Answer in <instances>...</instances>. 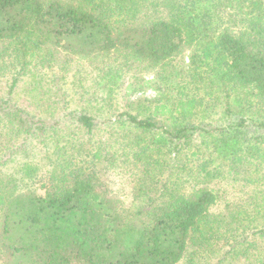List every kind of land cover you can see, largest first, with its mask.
<instances>
[{"label": "trees", "instance_id": "obj_1", "mask_svg": "<svg viewBox=\"0 0 264 264\" xmlns=\"http://www.w3.org/2000/svg\"><path fill=\"white\" fill-rule=\"evenodd\" d=\"M198 1L0 0V60L11 54H28L20 68L26 73V64L33 65L30 84L37 91L36 99L40 97L36 71L39 73L44 65L52 67L55 61L65 67L75 56H99L102 78L120 65L138 64L168 81H184V76L192 80L189 94L177 98L181 92L170 81L163 88L168 100L129 101V107L116 113L113 120L106 112L91 114L84 107L74 116L76 123L86 132L108 133L103 140H110L108 146L99 139L81 162L69 160L61 165L64 161L57 158V167H62L49 176L48 189L41 185L19 191L18 178L6 174L0 181V264H223L227 259L224 254H244L250 245H259L258 236L246 241V225L241 230L239 225L248 213L264 209V188L253 186L252 177L243 179L236 196L240 198L223 203L225 190L210 183L223 177L224 159L228 157L233 158L229 164L236 171V153L249 141L244 138L249 129L244 130L248 118L243 115L253 109L255 117H249L261 131L256 141L264 145V0H239L248 1L250 17L226 26L221 25L219 2L210 0L212 8L199 7L195 12L192 5ZM143 10L153 13L145 23L137 15ZM237 14L245 15V9ZM193 45L196 49L189 55V64L172 66ZM200 53H204L201 58ZM110 54L118 56L112 60ZM204 64H210L216 73L214 80L220 84L212 93L209 90L206 104L214 106L224 97L222 115L227 118L234 109L231 94L234 102L239 91L247 97L246 110L236 121L217 126L205 122L209 127L194 124L200 103V87L194 79ZM207 82L214 87L210 80ZM100 96H96L98 100L104 98ZM93 98L89 96L88 104ZM0 109L3 115H10L1 104ZM96 115H102V120L96 121ZM23 122L19 121L16 131L10 129L9 134L0 130L1 174L3 164L13 160L16 150L4 141L9 143L22 133L29 141L37 138L44 145L49 140L59 141L45 130L48 126H39L41 120L35 123L37 131L24 129ZM121 126L124 128L118 130ZM159 126L162 135L157 138ZM61 148L65 150L64 145ZM129 151L132 154L127 155ZM153 153H173L174 163L161 159L158 164ZM129 162L135 165L131 176L136 185L130 201L123 204L110 195L102 171L107 173L119 163ZM32 170L25 163L19 171L23 177ZM185 173L191 178L183 179ZM188 179L192 183L188 184ZM260 185L264 186V177ZM254 230V234H264V228L254 226ZM216 237L231 240L226 252L221 253V246L220 254H215L217 246L209 241ZM242 242L246 248L240 246ZM260 245L263 251L256 260L264 264V243Z\"/></svg>", "mask_w": 264, "mask_h": 264}, {"label": "rangeland", "instance_id": "obj_2", "mask_svg": "<svg viewBox=\"0 0 264 264\" xmlns=\"http://www.w3.org/2000/svg\"><path fill=\"white\" fill-rule=\"evenodd\" d=\"M217 2H219L217 5L219 6V12L223 15L221 21L222 26H226L227 23L231 24L233 20L236 19L241 21L244 18L250 17L249 14L247 15L249 8H246L248 1L212 0L213 4H216ZM192 7L196 9L195 12H198L199 7L212 8V5L210 0H199L197 3L193 4ZM242 8L245 9V15H238L237 12ZM232 13L233 15H230ZM147 14L149 16H146ZM137 15L138 17H143V22L145 23L150 20V16H152L153 13L149 10H143L141 14ZM229 17H231L232 20L229 19ZM212 24L215 25V21ZM244 26H246V24ZM195 49V45H193L192 48L184 50L172 63V66H175L176 68L180 63H184V65L189 64V55L192 50ZM203 54L204 53H200V58ZM109 56L110 58L114 57L112 58L113 60L118 55L110 54ZM27 58L28 54L23 56L22 52L21 56L11 54L10 56L2 57L0 60V66L3 67L0 69V104L1 108L6 110V112H10V115H3L2 109H0V130H2L3 133L6 132L9 134L10 129L16 131L15 128L17 127L16 125L20 124L19 121H24L21 123V126L24 127V129L28 130L29 128H32L37 131V125L35 123H38L41 120L39 126H48L45 130H47L48 134L51 136H56L52 138H58L59 141L54 142L55 140H49L47 145H44L43 143L37 142V138L29 141V137H25L24 133L11 139L9 143L4 141V144H8L12 147L15 146L16 150L15 157L11 156L13 160L3 164L4 174L0 173V181L5 180L4 177L6 174L13 173L20 183L19 191H24L28 188H35L41 185H45V188L49 187V176L53 170L54 173H56L62 167H57V158L64 161L61 165L66 164L69 160L81 162V159L86 158L85 154L87 151L92 149L93 146L98 145L99 139H101L99 140L100 142L106 141L108 146V141L110 140L107 139L103 141L108 133H103L102 131H100L99 134L86 132L76 123L75 117L80 114V111L84 107H88L91 114L106 112L112 116L113 120L116 113L129 107V101L143 98L152 99L155 97L160 98L161 100L163 99L162 101L168 100L163 93V88L170 85L171 82L177 86V89L181 92L177 95V98L181 97L182 94L186 95L192 92L189 89L190 87H188V84L192 81L189 76H184V81H182V79L175 80L170 78V82L166 77L159 78V75L152 69H144L142 68V65L141 67H137L138 64H131L128 67L123 66V68L120 65V69L118 67V70L114 72H105V76L102 78L100 75V65L103 61H101L102 59L99 60V56H75L72 63L67 64L65 67L60 62L55 61L56 63L52 65V67L44 65V67L42 66L43 68H40L41 70L39 73L36 71L39 80L37 84L40 85V97L36 99L37 91L33 89L30 84L32 76L30 72L33 71V65H30L29 63L26 64V73L21 72L20 68ZM129 61L128 63H130ZM75 62H78V65H73ZM117 62L120 64L118 60ZM198 71L200 72L199 77L194 79V81L200 87V97H198L200 103L196 106L197 113L193 120L194 124H201L204 127H209L205 122H211L214 124L213 126H217L236 121L238 114H241L246 110L245 105L247 104V97L239 91L238 94H236V99H238V101L234 102L233 98L235 97H233L234 93H232L230 100L233 101L231 102L234 109L231 116L225 118V116L222 115V112L225 111L226 99L224 97V99L222 96L218 98V102L214 106L213 104L210 105L205 103V98H208V94H211L217 88L216 86L220 85L214 80L216 78V73L210 69V64L207 66L206 64L199 66ZM173 73L174 75L176 74L175 71ZM165 75L170 74L169 72H166ZM166 80L168 81L167 84L163 85L162 82ZM208 80H210L211 83H214V87L207 82ZM13 81L14 84H12ZM179 84L184 86L180 87ZM177 89L174 90L177 91ZM107 90L111 93L107 94ZM209 90L211 93H209ZM100 95H103L104 98L98 100L96 96ZM248 95H250V93H248ZM89 96L94 97L92 101L90 100L91 103L93 102V107H91V103L88 104ZM175 96H172L171 99L175 98ZM243 104L244 107H242ZM243 116L248 118L244 125V130L249 129V132L247 135H244V138L249 141L244 142L242 149L236 153L235 160L237 161V169L234 171L231 164H229L233 158L228 157L224 159L226 164H223V177L210 183L214 188L225 190V193L221 194L223 203L231 201L234 198H240L236 196L239 193V188L242 185L243 179L252 177L255 180L254 183H256V185L253 184V186H256L260 190L264 188V186L260 185V180L264 177V159L261 161L264 156V145L259 144L256 141V137H258V134L261 131L258 132L256 129L257 126L253 125L254 121L250 118L255 117L254 109L251 113H245ZM95 117H97L96 121H101L103 118L102 115H96ZM160 117L157 118L162 120ZM171 119L172 118L170 117L167 121L169 126L172 124ZM158 123L162 124L161 121H158ZM120 128H124V126L118 127V130ZM159 128L160 126L155 130L156 137L162 135V130ZM44 134L45 133H42L36 136H42ZM196 134L197 132H194L195 136ZM198 138H200V135L194 139L199 140ZM66 139H68L67 144H65ZM245 143L248 148L245 146ZM63 145L65 150L61 148ZM129 154H132L131 151H129L127 155ZM153 156L158 164L162 162L161 159H165L169 164L174 163L175 160L173 153L160 154V156L153 153ZM212 156H215V154L213 153ZM257 156L258 158L256 159ZM131 159L132 158H129V160ZM257 160L261 161V163H257ZM25 163L31 165L33 170L29 172V175L21 177L22 172L19 171L20 166H23ZM134 166L135 165L130 162L124 164L119 163L118 168L115 167V169L108 170L107 173L106 171H102V179L106 183L105 185L109 188L110 195L117 198L123 204H127V202L130 201L132 198V188L136 185L133 176H131L135 173H132ZM154 168L156 170V165ZM169 172L170 170L166 171L163 173V176H166ZM139 173L140 169L137 174ZM185 177L191 178L186 173L183 179ZM190 180L191 179H188V184L192 183ZM213 210L216 211L218 208L214 207ZM259 210H261L259 213L262 215L257 213V211L248 213L247 217L244 216L239 225V230L246 225V241L258 236L257 243L259 245L255 247L250 245L248 251L244 252V254L241 252H238L237 255L236 252H234V254H232L233 252L224 254L227 259L223 264L258 263L256 258L259 252L263 251L262 245L260 244L264 243V234L259 236L254 234L256 230H251H253L254 226H257V228H264V209L259 208ZM226 234L230 235L228 232H226ZM213 239L215 241L209 242H211L212 245L217 246L215 247V254H220L219 249L221 246V253H224L229 249L231 240L221 237ZM254 245H256V243ZM240 246H243L244 248L247 247L244 246L243 242ZM204 263L206 264V261H204Z\"/></svg>", "mask_w": 264, "mask_h": 264}]
</instances>
